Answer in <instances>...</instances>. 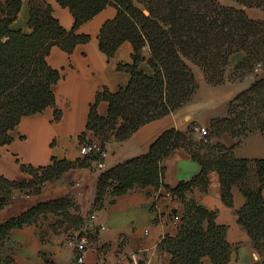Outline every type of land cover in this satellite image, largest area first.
Wrapping results in <instances>:
<instances>
[{
    "label": "trees",
    "instance_id": "1",
    "mask_svg": "<svg viewBox=\"0 0 264 264\" xmlns=\"http://www.w3.org/2000/svg\"><path fill=\"white\" fill-rule=\"evenodd\" d=\"M22 2L0 0V144L11 142L10 132L24 116L55 103L54 85L61 75L47 60L52 47L60 46L71 54L78 44L90 41V35L76 30L109 5L117 9V15L100 29L99 46L112 57L124 42H130L133 62L120 63L118 69L128 71L131 78L116 92L107 88L97 92L86 130L80 135L81 144L91 142L86 136L92 131L105 149L109 140H124L141 125L185 105L199 87L195 66L211 85L241 79L257 66L264 71V20L254 19L247 12L264 11V0H234L235 5L220 0H58L75 18L72 30L65 29L53 16L46 0H30L28 32L11 26ZM239 51L245 56L229 70L231 55ZM144 60L152 68L151 74L140 69ZM102 100L109 105L106 115L98 111ZM212 127L214 133H229L239 138L238 142L232 147L212 144L211 131L198 139L193 134L195 125L186 130L166 129L147 153L100 173L89 213L103 208L107 199L112 204L117 196L134 188L163 187L184 204L177 233L166 235L159 243L170 253V264H227L232 252L227 227L216 222L215 211L186 197V192L196 186L206 191L210 171H217L222 198L228 206L233 204L234 186L246 197L237 211L238 222L251 236L254 247L263 251L264 157H237L234 149L250 133H264V74L230 100L227 115L214 119ZM179 148L187 150L202 169L193 179L171 186L165 182L163 161ZM97 159L99 154H88L76 161L54 158L46 166H24L33 175L28 182L0 176V209L16 190L38 194L48 181L57 180L69 169L90 165L86 160ZM49 213L61 217L54 229L68 223L80 231L86 220L73 197L51 199L2 223L0 239ZM45 264L52 263L46 260Z\"/></svg>",
    "mask_w": 264,
    "mask_h": 264
},
{
    "label": "crops",
    "instance_id": "2",
    "mask_svg": "<svg viewBox=\"0 0 264 264\" xmlns=\"http://www.w3.org/2000/svg\"><path fill=\"white\" fill-rule=\"evenodd\" d=\"M30 0H23L17 18L11 24L14 29L30 31ZM52 6V14L67 30H72L75 18L68 7L58 0H46ZM250 17L264 20V11L247 9ZM117 15L114 6H107L76 30L78 34L91 36L87 43L78 44L69 54L60 46L54 45L47 57L48 63L59 70L60 79L54 85L55 103L43 111L26 115L10 132L12 140L0 144V176L18 182L30 181L33 175L24 166L40 167L52 163L53 159L76 161L82 157L79 152L80 135L86 130L91 105L96 94L107 88L116 92L126 86L131 75L118 69V64H131L133 46L124 42L112 57H108L99 46L98 35L103 24ZM146 55L148 51L146 49ZM245 56L235 52L230 57L229 70ZM144 72L151 74L147 60L139 65ZM199 87L192 98L182 107L141 125L124 140L111 139L105 143V169L111 168L130 158L149 151L154 140L166 129L186 130L189 126L206 127L211 131V143L234 146L239 138L229 133L213 132L212 121L228 113L230 100L241 90L246 89L264 74L248 73L241 79L211 85L205 80L201 70L196 72ZM108 102L100 101L98 111L108 113ZM59 117L55 118V113ZM194 137L200 138L194 131ZM88 141L98 137L92 131L87 133ZM237 157H264V133L256 130L235 147ZM90 165L69 169L60 178L48 181L38 194L24 195L15 192L10 202L0 209V225L17 217L33 205L65 196H71L86 218L96 213L90 230L76 231L68 223L54 229L61 217L49 213L36 223L14 228L8 236L0 239V264H73L74 249L68 238L82 231L90 238L85 264H170L171 255L161 249L159 243L168 234L173 235L178 227L173 217L181 214L184 204L174 195H168L165 188L154 186L137 187L126 194L117 196L114 203L108 199L101 209H93L100 170L96 160H86ZM165 182L171 186L189 181L202 169L201 164L192 158L184 148L174 150L163 161ZM206 191L196 186L186 192L192 199L210 211L216 212V222L227 227V240L232 252L227 264H264V250L259 252L253 245L247 230L238 222L237 211L245 204L246 197L234 186L233 204L228 206L222 198L220 176L210 171ZM264 193V188H263Z\"/></svg>",
    "mask_w": 264,
    "mask_h": 264
},
{
    "label": "built area",
    "instance_id": "3",
    "mask_svg": "<svg viewBox=\"0 0 264 264\" xmlns=\"http://www.w3.org/2000/svg\"><path fill=\"white\" fill-rule=\"evenodd\" d=\"M262 68L260 66H257L255 68V72H260ZM197 132H199L200 136L202 138H205L210 134V130L206 127L198 126L195 128ZM79 152L82 156L88 155V154H99V159L96 160V167L100 170H104L106 165L103 161V158L106 156L105 149L101 148V145L96 141L86 142L80 144ZM15 192H20L19 190H16ZM21 193V192H20ZM168 195H172L170 192H167ZM24 195H31V194H25ZM96 218V213L92 212L85 220L84 223V229L90 230L93 224L94 219ZM180 214H176L173 217V224L175 226H179L180 224ZM90 237L87 234L77 236L76 234L71 235L68 238V242L70 246L74 249V257H73V264H85L86 262V253L88 250L89 245V239Z\"/></svg>",
    "mask_w": 264,
    "mask_h": 264
},
{
    "label": "rangeland",
    "instance_id": "4",
    "mask_svg": "<svg viewBox=\"0 0 264 264\" xmlns=\"http://www.w3.org/2000/svg\"><path fill=\"white\" fill-rule=\"evenodd\" d=\"M223 4L225 5H235L236 3L234 2V0H220ZM194 70H195V73L198 72V70H200L199 67L195 66L194 67ZM254 73H258V72H255ZM197 75V74H196ZM198 79V78H197ZM199 82V80H198Z\"/></svg>",
    "mask_w": 264,
    "mask_h": 264
},
{
    "label": "water",
    "instance_id": "5",
    "mask_svg": "<svg viewBox=\"0 0 264 264\" xmlns=\"http://www.w3.org/2000/svg\"><path fill=\"white\" fill-rule=\"evenodd\" d=\"M83 234V232L81 231L80 233H79V236H81Z\"/></svg>",
    "mask_w": 264,
    "mask_h": 264
}]
</instances>
